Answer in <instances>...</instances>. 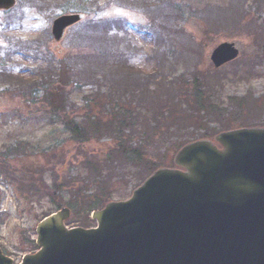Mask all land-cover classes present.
Instances as JSON below:
<instances>
[{
  "label": "rangeland",
  "instance_id": "1",
  "mask_svg": "<svg viewBox=\"0 0 264 264\" xmlns=\"http://www.w3.org/2000/svg\"><path fill=\"white\" fill-rule=\"evenodd\" d=\"M20 1L17 0L9 10L0 11V66H11L23 78H32L34 67L44 68L48 61L55 65L57 60L66 61L71 57L74 58L68 63L73 61L78 67L76 72L84 75L85 70L80 65L83 60L87 63L89 59L81 55L85 56L83 54L90 48L87 46L92 43L89 40L85 42L83 36L95 37L97 33L93 28L83 29V23L92 16H98L107 17L108 23L113 21L119 36H125L135 44L132 46L131 60L137 69L145 73L151 71L154 63L149 62L147 55L152 52L158 38L162 40V49L169 59L165 73L173 72V76L183 72L196 74L193 76H196L198 86L209 81L210 86L215 85L219 97L230 110L227 96L244 98L249 91L251 99H264V4L255 5L254 0H170L175 8L166 5L168 0H89L90 7L86 9H68L70 12L81 11L85 16L67 28L63 38L56 43L50 32L55 17L52 11L54 7L42 6V1L34 2L35 6ZM90 1L97 6L94 8ZM234 2L243 6L247 18L239 22V26L230 24L222 27L220 21L234 14L232 8L241 12L232 6ZM39 5L43 7L42 10L38 9ZM167 6V11H172L169 16L164 12ZM123 24L129 27L128 34H125L124 28L122 30ZM223 41L235 44L239 55L216 68L209 55ZM33 45H37V48ZM260 48L263 52H260ZM11 51L20 53H12L10 59H3L6 52ZM34 52L40 53L34 56ZM43 55L47 56V60L44 61ZM186 87L190 90L189 83H186ZM17 89L11 87L0 91V161L5 162L4 168H0V247L15 263L20 262L23 255L33 253L36 223L56 209L44 195L38 196L31 191L28 194L19 181L33 178L40 182L41 179L49 185L51 169L60 174V178L63 172L67 176L69 174L76 179L77 185L88 180L90 183L80 191L81 194L78 193L80 196H74L73 191L63 193L62 205L71 210L65 224L75 227L82 226L86 215L92 209H99L107 200L128 197L149 172L142 165L143 161L137 159L131 163L127 157H115L113 152L118 149V143L110 135L103 133L82 143L73 141L61 127L60 121L48 117L47 106L40 94L31 97ZM67 91L70 92L69 99L78 107L74 114L68 113V116L85 113L83 107L86 105H81V96L91 92L90 83L67 88ZM105 91L106 87H103L102 92ZM112 105L104 106L108 113L103 114L102 118L109 117ZM93 110L98 113L97 106ZM211 125L216 127L214 123ZM142 131L138 126L133 135L130 134V142L141 144L143 158L162 167L172 166L178 146L194 139L180 132L159 142L157 134L150 136ZM126 133L129 134L125 130L122 140L127 142ZM18 141L20 149L8 148ZM86 161L94 164L98 170H91L95 173L92 182V173ZM100 183L102 188L97 186ZM92 200L95 204L91 210H87L84 202ZM89 214V227H93L96 221Z\"/></svg>",
  "mask_w": 264,
  "mask_h": 264
},
{
  "label": "water",
  "instance_id": "2",
  "mask_svg": "<svg viewBox=\"0 0 264 264\" xmlns=\"http://www.w3.org/2000/svg\"><path fill=\"white\" fill-rule=\"evenodd\" d=\"M15 0H0V9ZM83 17H56L53 40ZM238 56L213 48L219 67ZM131 195L92 212L94 228H67L61 207L36 223L39 249L20 264H264V126H239L181 146ZM0 264H14L0 248Z\"/></svg>",
  "mask_w": 264,
  "mask_h": 264
},
{
  "label": "trees",
  "instance_id": "3",
  "mask_svg": "<svg viewBox=\"0 0 264 264\" xmlns=\"http://www.w3.org/2000/svg\"><path fill=\"white\" fill-rule=\"evenodd\" d=\"M36 1H42V6L50 5V7H54V10H52L54 14L67 12L68 9L74 7L83 9L90 7L89 0H21L20 2L35 6L34 2L36 3ZM254 1L255 5L264 4V0ZM90 2L94 8L97 6L94 2ZM159 2H163V0H159ZM87 3L88 5H86ZM166 5L176 8L170 0L167 1ZM168 6L164 8L166 16L172 13V11H167L170 7ZM232 6H235L241 12L232 8L234 14L220 21L222 27L230 24L239 26V22L247 18V12L242 5L234 2ZM42 8L40 5L38 6V9L42 10ZM108 20L107 17L92 16L83 23V29L93 28L97 33L95 37L83 36L85 42L89 40L92 43H89L91 46H87L90 48L86 50V53L83 52L85 56L81 55V57L89 59L87 63L82 59L83 63L80 65L85 70L84 75L76 72L78 67L76 68V64L72 63L73 61H70L71 64L68 63L74 57L66 61L63 59L57 60L55 65L50 64L48 61L47 67L44 68L42 66L34 67V76L29 79L19 76L11 66L2 65L0 66V85L1 83L3 85L0 86V91L17 87L19 88L17 90L21 91L20 93H23V95L26 93V95L29 94L32 97L40 94L42 102L47 106L48 117L60 121L61 127L73 141L82 143L90 137H100L103 133L110 135L118 143V149L113 152L115 157H127L126 159L129 158L131 163H134L137 159L143 161L142 165L147 171H151L157 165L143 158L144 150L141 144L130 142V136L133 135V131L138 126L143 130L142 133H147L150 136L157 134V139L161 142L167 139L169 135L175 136L180 132L196 138L238 125L264 123V99H251V92L248 91L244 98L227 96L226 101L229 102L232 109L230 110L222 102L215 85L210 86L209 81L198 86L196 84L197 78L193 76L196 74H185L183 72V74L178 73L173 76V72L165 73L164 68L169 59L162 49L161 39H156L152 52L147 55L149 62L154 63L151 71L145 73L137 69L131 60L132 46L135 44L125 36L121 38L116 26L113 25V21L108 23ZM125 34H128V32ZM122 44L123 46H121ZM33 46L37 48V45ZM260 52H263L261 48ZM12 53L20 52H6V57L3 59H10L9 55ZM37 53L40 52H34V56ZM43 58L44 61L47 60L46 55H43ZM246 75L249 74L246 73ZM86 82L90 83L91 86V92L89 93L91 95L88 94L91 98L88 95L81 96V105H86L83 107L85 113L80 116H68V113L74 114L78 107L69 99L70 92L67 91V88H78ZM186 83H189L190 90L187 89ZM103 87H106L105 92H102ZM90 103H95V105L91 106ZM117 103H120V105L117 106ZM110 104H113L111 106L112 110L110 109L109 117L104 119L102 115L108 113L104 106ZM96 106L98 107V113L93 110V107ZM60 115L61 117H58ZM254 120L257 122H254ZM212 123L216 127H212ZM125 130L129 133H126L127 142L122 140ZM9 147L17 151L21 148V145L18 141L12 143ZM4 163L0 161V168H4ZM86 164L89 171H98H96L94 164L88 161H86ZM51 171V183L49 185L41 179L40 182H36L33 178L32 180H30L31 178L28 179V181H19V183L26 188L25 191L28 194L31 191L38 196L44 195L56 208L64 202V191H73L74 196H80L81 192L88 186L87 184L90 183L85 180L82 185H77L75 183L76 179L71 178L69 174L67 176L63 172L60 178V174L52 169ZM94 172H90L92 173L91 182L95 180L93 178ZM97 186L102 188V183ZM79 192L80 194H78ZM93 202L94 200L84 202L87 210H91L95 204ZM88 214L81 222L82 226H89ZM33 249H35L34 245Z\"/></svg>",
  "mask_w": 264,
  "mask_h": 264
}]
</instances>
